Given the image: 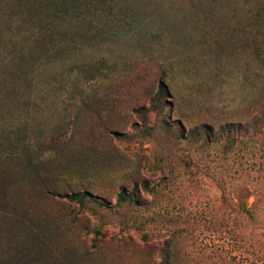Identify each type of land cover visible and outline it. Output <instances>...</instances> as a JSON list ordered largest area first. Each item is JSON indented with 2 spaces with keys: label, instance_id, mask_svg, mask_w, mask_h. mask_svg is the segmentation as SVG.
I'll return each instance as SVG.
<instances>
[{
  "label": "rangeland",
  "instance_id": "374dc122",
  "mask_svg": "<svg viewBox=\"0 0 264 264\" xmlns=\"http://www.w3.org/2000/svg\"><path fill=\"white\" fill-rule=\"evenodd\" d=\"M62 2L0 0V264H264V0Z\"/></svg>",
  "mask_w": 264,
  "mask_h": 264
},
{
  "label": "trees",
  "instance_id": "16d2710c",
  "mask_svg": "<svg viewBox=\"0 0 264 264\" xmlns=\"http://www.w3.org/2000/svg\"><path fill=\"white\" fill-rule=\"evenodd\" d=\"M47 3L52 1V0H46ZM62 1H65V0H61V3L63 5V2ZM78 1L79 0H71V2H73V4L77 3L78 4ZM60 3V4H61ZM47 5V4H45ZM61 13H63V11L61 10ZM256 14V13H255ZM255 14L251 15V17H249L247 20H248V27L250 28V30H248L247 34H255L252 29L254 28V25L255 24ZM44 19V20H43ZM43 19H36L34 18V15L33 16H28V18L26 17V21L25 23L32 21L34 23V27L32 28L33 31H29V35L28 36H32L31 37V42L32 43H43L44 40L40 39L42 37H46V36H49L51 33H50V27H49V22H48V18H44ZM22 21H24V19H22ZM16 28H18L19 26H15ZM18 30L22 31V27H20V29L18 28ZM12 44V42H11ZM10 44V46H11ZM1 76V75H0ZM1 83V82H0ZM159 88L160 90H163V84L160 83L159 84ZM262 118V120L264 121V105L262 104L261 105V109L258 113ZM260 168V167H258ZM262 174H263V180H264V165L262 166L261 165V168H260V171ZM260 186L263 188L264 187V183H260ZM252 195V192H250L249 189H243V193L241 192L238 196V199L240 200V202L244 199H248L249 196ZM255 196V195H254ZM68 197L69 200H76L77 199V196L75 194H71V195H68L66 196ZM127 198L126 194L124 192H120L119 195H118V201H125ZM244 202H241V208H242V212H243V215L248 217V218H254V215L256 214L257 216L261 217V214H262V211L264 209V194H257V196L255 197V201L252 202L250 205H247L245 203V205L243 204ZM243 204V205H242ZM259 204H260V208H259ZM254 208V209H253ZM255 210H257L256 213H253L255 212ZM262 262H264V257H258ZM247 262L249 264H253L252 260H250L249 258H247ZM170 264V263H169Z\"/></svg>",
  "mask_w": 264,
  "mask_h": 264
}]
</instances>
